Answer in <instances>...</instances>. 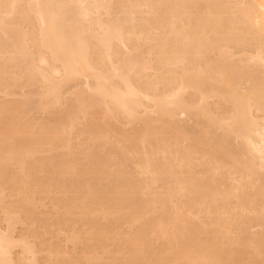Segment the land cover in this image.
<instances>
[{
	"label": "bare ground",
	"instance_id": "1",
	"mask_svg": "<svg viewBox=\"0 0 264 264\" xmlns=\"http://www.w3.org/2000/svg\"><path fill=\"white\" fill-rule=\"evenodd\" d=\"M0 264H264V0H0Z\"/></svg>",
	"mask_w": 264,
	"mask_h": 264
}]
</instances>
